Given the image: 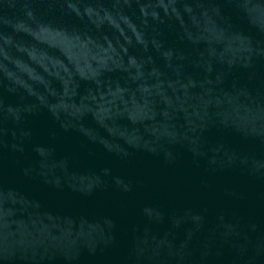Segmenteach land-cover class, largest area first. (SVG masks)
I'll use <instances>...</instances> for the list:
<instances>
[{"label":"water","instance_id":"water-1","mask_svg":"<svg viewBox=\"0 0 264 264\" xmlns=\"http://www.w3.org/2000/svg\"><path fill=\"white\" fill-rule=\"evenodd\" d=\"M0 264H264V0H0Z\"/></svg>","mask_w":264,"mask_h":264}]
</instances>
